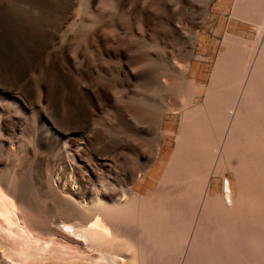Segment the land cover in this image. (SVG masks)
<instances>
[{
	"label": "bare ground",
	"instance_id": "bare-ground-1",
	"mask_svg": "<svg viewBox=\"0 0 264 264\" xmlns=\"http://www.w3.org/2000/svg\"><path fill=\"white\" fill-rule=\"evenodd\" d=\"M258 9L261 29L264 28V1H247L238 15L253 16V11ZM177 26L174 28L180 31ZM228 43L241 49L253 45L241 40H229ZM263 57L262 50L254 59L253 55H240L238 50L219 56L210 86L205 91L207 102L211 105L205 108L209 107L212 111L183 114L175 148L159 182L160 185H175L174 191L163 193L166 202H162L163 195L156 197L158 192L153 191L155 194L151 196L149 189L139 191L130 180L118 182L121 176L116 178L117 172H111L112 175L106 172V167L113 170V166L117 165L115 149L112 155L95 154L93 162L84 160L82 153L77 151L71 155L72 162L62 163L56 172V179L51 178L53 170L48 167L49 163L43 176L42 160L35 161L36 153L42 146L41 138L38 130L32 129L33 169L35 174L40 175L37 184L42 191L35 194L26 190L28 187L25 184L28 186V183L21 175L26 176L29 166L25 165L28 170L24 168L27 171L21 172V175L0 169V264H155L157 261L161 263L165 255L169 263L176 259L173 261L176 264L180 262V255L183 256L181 264H264ZM251 61L252 65L248 66ZM189 65L188 61L183 67L176 65L180 71H174L176 68L171 65L168 69L171 73L165 76L173 95L178 96L185 88L187 99H192L196 92H200L201 86L196 87L193 79L187 76ZM237 81H242L243 84L239 82L242 86H235ZM39 87L41 102H48L54 115L61 122H66L68 119L59 115L56 100L47 86L40 84ZM18 89L23 96L17 97L20 112L27 109L32 99L31 91L25 85ZM101 95L105 101H110L108 92ZM249 109L255 110L249 112ZM114 110L132 131L139 132L126 110L120 107H114ZM139 112L136 111L135 115L139 116ZM88 116L84 109L82 119ZM16 117L10 112L6 117L8 119L0 115V135L9 141L8 144L15 138L14 127L20 121ZM158 125L160 127L161 123ZM20 141H17L16 154L11 151L12 155L24 154L26 150L29 152L23 141L24 144H18ZM156 146L160 148L157 143ZM213 160L215 164L211 165ZM131 174L136 176L135 182L141 176L139 172ZM119 194L124 201L119 199ZM187 200L193 207L197 201L195 210L200 202V212L191 234L189 228L185 229V225L190 224L189 217L185 215L188 212L194 215L195 210L190 212ZM186 208H189L188 212ZM169 256L174 259L171 261Z\"/></svg>",
	"mask_w": 264,
	"mask_h": 264
},
{
	"label": "rangeland",
	"instance_id": "rangeland-1",
	"mask_svg": "<svg viewBox=\"0 0 264 264\" xmlns=\"http://www.w3.org/2000/svg\"><path fill=\"white\" fill-rule=\"evenodd\" d=\"M17 1L19 2L0 0V115L8 119L6 117L10 112L11 116L20 119L14 127L15 138L10 142L13 145L8 144L9 141L0 135V169L19 175L30 169L26 172L28 178L25 174L21 176L27 180L26 190L38 194L42 191L37 184L40 175L35 174L33 169L34 162L38 159L42 160V167L44 166L43 176L49 163L48 167L51 166L53 170L51 178L56 179V172L62 163L72 162L71 155L77 151L82 153L87 162H93L97 153L112 155L116 152L117 165L113 166V170L106 167V172H110V175L111 172H117L119 176L115 175L116 178L121 176L118 182L130 180L139 191L146 192L149 189L151 196L158 192L156 197L174 191L175 185L172 183L160 185L164 168L175 148L184 112L205 101L204 92L210 83L220 50L223 49L221 42L224 30H219L214 35L209 28L216 0ZM232 1L234 0L230 3ZM8 10L14 12L10 13ZM31 22L35 23L34 26ZM212 34L215 39L213 52L204 54L200 49L199 39ZM187 61L191 63L187 76L195 79V84L202 87L191 104L187 103L185 88H182L178 96L170 92L169 81L165 76L171 73L168 72L171 65L173 68L176 65L183 67ZM195 64L199 68L197 74L193 75L192 66ZM174 71L180 69L176 68ZM40 84L47 86L56 100L59 115L68 119L66 122H61L54 115L48 102H41L38 98ZM24 85L31 91L32 102H29L26 110L19 112L17 97L23 96L18 87ZM102 92H108L111 102L102 98ZM114 107L128 112L131 123L139 129L138 133L119 118ZM148 108L150 112L145 110ZM44 109L47 110L43 111ZM84 109L89 114L85 120L82 119ZM136 111H140L139 116L135 115ZM46 116H49L47 120ZM32 129L38 130L42 143L35 161L34 149L30 144ZM21 131L24 132L20 134ZM20 140L25 144L29 142V145ZM17 141L33 152L26 150L24 154L15 155ZM156 143L160 145L159 149ZM11 151L15 154L12 155ZM214 160L210 162L211 165L215 164ZM132 172H139V175L141 173L137 182ZM164 195L162 202H166ZM118 196L124 201L120 198L121 194ZM189 202L190 200L186 201V206L189 204L187 207L192 212L197 201L194 207ZM199 203L197 210L194 209V215L188 214L189 208H186L188 213L185 216L189 217L190 224L185 225V229L189 228L190 234L200 212ZM165 257L167 258L166 255L161 258L165 259L162 260L164 263L157 261L155 264H172L176 260L168 257L171 261L174 259L169 263ZM178 257L181 264L183 256Z\"/></svg>",
	"mask_w": 264,
	"mask_h": 264
},
{
	"label": "crops",
	"instance_id": "crops-1",
	"mask_svg": "<svg viewBox=\"0 0 264 264\" xmlns=\"http://www.w3.org/2000/svg\"><path fill=\"white\" fill-rule=\"evenodd\" d=\"M230 1L231 0H216L215 5H214L213 14L210 17L211 25L209 28H211L210 29L211 33H213L215 35V34H217V32H219V30H224V34L222 36L223 38H222V42H221V45H223L222 46L223 49L220 50L218 58L220 55H222L225 52L236 51V50H238L240 52V55H242V56L246 55V54H249L251 56L253 55V59H254L255 55L259 51L262 50V55L264 56V48H263L264 45H262V43L264 41V28H261V29L259 28V24H258V18L260 15L259 9H258V11H256V10L253 11V14H254L253 16L250 15L247 17L246 16L242 17V16H239L240 14L238 15V11L241 12L240 9L243 8V4L249 0H234L231 3H230ZM258 1L262 2L264 0H258ZM240 2H242V3H240ZM213 34L211 36L209 35V37L207 35H205V37H200V39L198 38L199 42H200V47H201L200 49H201L202 53L210 54L211 52H213L212 49L214 47L213 43L215 40L213 37L214 36ZM198 39H197V41H198ZM229 40L231 42H234V40L247 41L250 44L252 43L253 45L249 46L248 48L247 47H243L242 49L236 48V47H234V45H231L232 43L231 44L228 43ZM255 47L257 48V50L255 49ZM218 58H217V60H218ZM263 59H264V57H263ZM262 62H263V67H264V61L262 60ZM216 63H217V61H216ZM252 63H253V61H251L249 63L250 65L248 64V66H251ZM189 67H191V63L189 65ZM215 67H216V64H215ZM215 67L213 69V73H214ZM198 68H199L198 64H195L192 66L193 75L197 74ZM213 73H212V75H213ZM212 75H211V78H212ZM211 78H210V81H211ZM193 81L195 84V79H193ZM239 82L240 81H237L236 82L237 85H235V86H242V85H239ZM241 82H240V84H243V82L242 83ZM195 86L198 87V85H196V84H195ZM209 86H210V83H209ZM209 86L206 88V90H205L206 92H207ZM201 89H202V87H201ZM206 92H204V96H205L204 103L198 104V105L192 107L191 109L187 110L186 112L196 113V111H197V113L200 112V114H202V113L205 114V113L211 112L212 109L209 108L211 105L207 102V97H206L207 93ZM195 94H199V92L198 93L196 92ZM195 94H194L192 99H187V103L189 102V104H191L193 102L194 97L196 96ZM206 105L209 106V107L207 106L208 112L205 108ZM198 107H199V109H198ZM200 108H201V110H200ZM262 109H263V107H262ZM221 110H223V109H221ZM254 110L255 109H252V110L249 109L248 111L252 112ZM201 111H202V113H201ZM256 111H258V110H256Z\"/></svg>",
	"mask_w": 264,
	"mask_h": 264
}]
</instances>
